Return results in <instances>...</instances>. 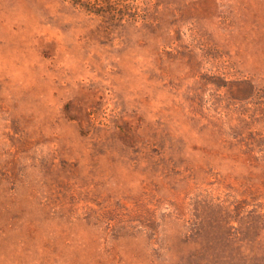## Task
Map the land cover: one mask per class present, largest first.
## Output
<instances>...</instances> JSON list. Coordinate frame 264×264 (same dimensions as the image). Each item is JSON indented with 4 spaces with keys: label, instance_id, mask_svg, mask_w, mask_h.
<instances>
[{
    "label": "rangeland",
    "instance_id": "1",
    "mask_svg": "<svg viewBox=\"0 0 264 264\" xmlns=\"http://www.w3.org/2000/svg\"><path fill=\"white\" fill-rule=\"evenodd\" d=\"M0 0V264H264V0Z\"/></svg>",
    "mask_w": 264,
    "mask_h": 264
},
{
    "label": "trees",
    "instance_id": "2",
    "mask_svg": "<svg viewBox=\"0 0 264 264\" xmlns=\"http://www.w3.org/2000/svg\"><path fill=\"white\" fill-rule=\"evenodd\" d=\"M88 15L108 17L111 21L123 22L125 18H134L136 13H129L134 7L129 0H66Z\"/></svg>",
    "mask_w": 264,
    "mask_h": 264
}]
</instances>
